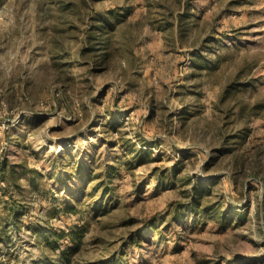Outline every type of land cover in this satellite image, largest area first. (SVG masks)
<instances>
[{
	"label": "rangeland",
	"instance_id": "374dc122",
	"mask_svg": "<svg viewBox=\"0 0 264 264\" xmlns=\"http://www.w3.org/2000/svg\"><path fill=\"white\" fill-rule=\"evenodd\" d=\"M262 198L264 0H0V264H264Z\"/></svg>",
	"mask_w": 264,
	"mask_h": 264
},
{
	"label": "trees",
	"instance_id": "16d2710c",
	"mask_svg": "<svg viewBox=\"0 0 264 264\" xmlns=\"http://www.w3.org/2000/svg\"><path fill=\"white\" fill-rule=\"evenodd\" d=\"M98 22H99V24L93 26L94 29L95 28L97 29V31H102V29L105 26H109L108 23H104V25H103L101 20H98ZM179 24L181 25V22H179ZM91 36H92V34H91ZM228 151H230V149H229V147H226L225 152H228ZM59 157L61 158V156H59ZM134 157L137 158V161H139V162L141 161L140 160L141 158H139V156H134ZM57 165L59 166V163ZM77 172L80 173L79 170H77ZM2 177H3V180H5L4 174L2 175ZM57 178L60 179V176H57ZM192 183L193 184L191 186V193H190L189 202H190V206L192 207V209L195 212H197V208L202 205V203L204 201V197L209 193V184H208V182H205V181H194ZM260 211H261L262 217H264V198H262V200L260 201Z\"/></svg>",
	"mask_w": 264,
	"mask_h": 264
}]
</instances>
